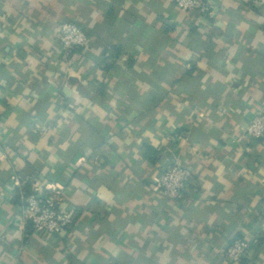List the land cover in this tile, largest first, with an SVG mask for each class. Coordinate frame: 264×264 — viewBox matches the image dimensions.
Wrapping results in <instances>:
<instances>
[{"label": "crops", "instance_id": "crops-1", "mask_svg": "<svg viewBox=\"0 0 264 264\" xmlns=\"http://www.w3.org/2000/svg\"><path fill=\"white\" fill-rule=\"evenodd\" d=\"M206 1L212 18L173 0H0V264H236L234 237L250 243L239 264H264V136H242L264 106V10ZM62 21L88 39L66 60ZM172 162L192 170L178 200L155 188ZM32 182L63 189L66 231L24 220Z\"/></svg>", "mask_w": 264, "mask_h": 264}, {"label": "built area", "instance_id": "built-area-1", "mask_svg": "<svg viewBox=\"0 0 264 264\" xmlns=\"http://www.w3.org/2000/svg\"><path fill=\"white\" fill-rule=\"evenodd\" d=\"M250 6L264 10V0H244ZM174 5L189 14L197 11L207 17H214V12L206 0H173ZM57 50L62 60L68 59L78 48L87 44L85 32L71 21H62L54 35ZM45 126L38 128V133L44 135ZM242 136L251 144H256L264 136V106L259 107L250 121L245 125ZM192 170L180 162H172L162 167L156 181L155 188L169 199L178 200L190 184ZM12 181L18 185L15 177ZM22 203L24 220L31 223L32 229L40 235H58L66 231L73 223V215L67 209L60 207L64 191L58 185H45L41 187L38 182H32L29 187H21L18 192ZM250 247L248 240L234 237L225 246L224 258L239 264Z\"/></svg>", "mask_w": 264, "mask_h": 264}, {"label": "trees", "instance_id": "trees-1", "mask_svg": "<svg viewBox=\"0 0 264 264\" xmlns=\"http://www.w3.org/2000/svg\"><path fill=\"white\" fill-rule=\"evenodd\" d=\"M115 55H117V53H114ZM158 153L159 151L150 147L149 145H144V155L146 156V158L151 161V162H155L158 159ZM27 188V186H26ZM20 199V198H19ZM30 223V222H29ZM31 224V223H30Z\"/></svg>", "mask_w": 264, "mask_h": 264}]
</instances>
